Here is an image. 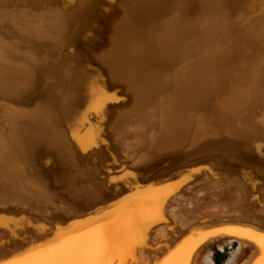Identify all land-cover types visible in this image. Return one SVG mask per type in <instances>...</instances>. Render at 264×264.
<instances>
[{
	"label": "bare ground",
	"instance_id": "bare-ground-1",
	"mask_svg": "<svg viewBox=\"0 0 264 264\" xmlns=\"http://www.w3.org/2000/svg\"><path fill=\"white\" fill-rule=\"evenodd\" d=\"M261 235L264 0H0V264H264Z\"/></svg>",
	"mask_w": 264,
	"mask_h": 264
},
{
	"label": "snow or ice",
	"instance_id": "snow-or-ice-1",
	"mask_svg": "<svg viewBox=\"0 0 264 264\" xmlns=\"http://www.w3.org/2000/svg\"><path fill=\"white\" fill-rule=\"evenodd\" d=\"M247 238L254 239L251 235ZM259 242L264 250V235L259 237ZM104 257L105 248L99 239L72 237L11 260L8 264H111Z\"/></svg>",
	"mask_w": 264,
	"mask_h": 264
},
{
	"label": "rangeland",
	"instance_id": "rangeland-1",
	"mask_svg": "<svg viewBox=\"0 0 264 264\" xmlns=\"http://www.w3.org/2000/svg\"><path fill=\"white\" fill-rule=\"evenodd\" d=\"M223 255L225 256L226 254H225V253H220V255H218V257H217V258H218L217 261H218L220 264H221V262L224 260V258L221 259V256H223ZM217 258H216V259H217ZM218 262H217V263H218Z\"/></svg>",
	"mask_w": 264,
	"mask_h": 264
},
{
	"label": "trees",
	"instance_id": "trees-1",
	"mask_svg": "<svg viewBox=\"0 0 264 264\" xmlns=\"http://www.w3.org/2000/svg\"><path fill=\"white\" fill-rule=\"evenodd\" d=\"M226 256H227V255H225V256H224V255L221 256V259H223V258L225 259ZM217 260H218V258H217ZM217 262H218V261H216V263H217ZM222 262H223V261H222ZM222 262H221V263H222ZM217 264H220V263L218 262Z\"/></svg>",
	"mask_w": 264,
	"mask_h": 264
}]
</instances>
